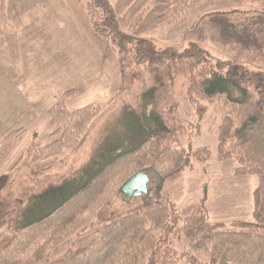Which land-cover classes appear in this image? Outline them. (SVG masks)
<instances>
[{
    "label": "trees",
    "instance_id": "1",
    "mask_svg": "<svg viewBox=\"0 0 264 264\" xmlns=\"http://www.w3.org/2000/svg\"><path fill=\"white\" fill-rule=\"evenodd\" d=\"M214 1L84 0V4L92 29L118 54L123 97L145 73L164 91L178 76H185L187 99L200 118L212 104L221 108L218 158L221 162L236 159L238 177H258L254 222L237 220L227 228L210 221L206 200L185 208L175 205L164 185L181 179L193 168V161H206L210 151L190 153L170 147L171 129L161 113L155 114L137 145L129 143L119 153L110 151L96 165L91 163V169L71 178L47 175L50 167L40 162L73 148L102 108L92 104L69 111L66 101L74 91H62L48 111L50 126L57 128L51 135L54 141L35 142L0 176V232L8 233L0 235V264H139L142 260L147 264H264V0H249L260 5L254 10L202 16L184 33L188 47L183 51L175 47L160 51L155 42L142 37L173 22L181 12ZM13 29L8 0H0V33ZM205 43L227 48L232 60L213 57ZM252 64L261 68L251 71ZM170 113L179 124L177 131L183 130L174 111ZM140 117L145 118L142 113ZM26 134L27 129H20L0 144V163ZM22 164L33 169L34 177L45 176L39 188L14 191ZM87 170L92 173L83 180ZM139 173L161 181L149 185L150 193L138 200L139 207L85 225L93 206L109 193H119ZM72 232L75 241L67 239ZM179 244L188 249H179Z\"/></svg>",
    "mask_w": 264,
    "mask_h": 264
},
{
    "label": "rangeland",
    "instance_id": "2",
    "mask_svg": "<svg viewBox=\"0 0 264 264\" xmlns=\"http://www.w3.org/2000/svg\"><path fill=\"white\" fill-rule=\"evenodd\" d=\"M18 2H23L22 6ZM54 4L63 17L58 14ZM65 4L67 8L62 7L61 0H18L14 7V13H20L19 22L37 23L35 27H31L33 29L24 31H28L27 39H31V35L33 37V43L28 44L29 70L37 73V85L42 87L43 97L37 109L31 111L26 106L22 109V116L15 117L10 108L14 109L21 103L18 100L19 95L4 93L0 85V144L10 134L27 129L25 137L0 163V176L9 172L35 142L48 145L54 141L55 138L51 135L57 128L50 126L48 111L55 105V95L58 92L73 90L74 95L66 101L69 111L100 104L101 112L89 123L73 148L64 150L58 157L40 162L41 166L50 167L47 175L68 179L83 169H91V163L96 165L98 160L104 159L110 151L119 153L129 146V143L130 147L137 145L145 136L143 131L153 123L155 114L161 113L171 129L167 142L170 147L183 148L190 153L203 148L210 151L206 161H193V168L187 170L181 179L164 185L166 193L169 192L175 205L185 208L206 200L210 221L224 224L227 228L237 220L254 222L253 200L259 183L258 177H238L236 169L239 162L236 159L221 162L218 158L219 128L224 116L221 108L212 104L204 117L200 118L187 99L188 79L185 76H178L164 91L154 83L149 73H145L143 80H136L130 94L123 97L120 60L113 45L103 39L109 45V52L106 53L109 55L108 64L106 71H103L104 67H99L98 59L99 50L105 48L91 42L86 25L81 24L82 17H78L75 12L82 14L74 0H67ZM9 5L8 0V13L14 23V14H10ZM257 8H260V5L249 0H215L181 12L173 22H166L142 37L155 42L160 51L169 47L183 51L188 47V43L183 41L184 33L202 16L212 12L248 11ZM93 32L95 33L94 30ZM61 40L64 43L61 44ZM204 48L222 61L233 58L228 49L219 44L205 43ZM37 50L45 56H41ZM44 58L46 65L42 63ZM3 59H6V56ZM17 60L18 64H27L24 54L19 55ZM248 68L256 71L261 66L252 64ZM42 78L45 80L43 84ZM13 79H17L13 85L15 92H18L16 88L21 94L26 92V100L35 97L31 94V86L25 85V74ZM33 79L31 83L35 84V74ZM171 110L178 117V122L183 124V130L177 131L179 124L172 120ZM140 113L144 114L145 118L142 119ZM32 170L25 164L21 165L13 183L15 192L27 187L39 188L42 185L45 176L38 179L34 177ZM91 173L92 171L87 170L83 180ZM151 181L150 184L154 187V178H151ZM140 204L141 201L127 204L123 202L120 193H109L87 212L85 225L89 222L109 221L115 216L136 209ZM0 235L7 236L8 233L4 231L0 232ZM75 237L76 232H72L67 239L75 241ZM178 248L188 249V245L179 244ZM195 254L201 256V253ZM139 264H147V260H142Z\"/></svg>",
    "mask_w": 264,
    "mask_h": 264
},
{
    "label": "crops",
    "instance_id": "3",
    "mask_svg": "<svg viewBox=\"0 0 264 264\" xmlns=\"http://www.w3.org/2000/svg\"><path fill=\"white\" fill-rule=\"evenodd\" d=\"M17 1L18 0H9V11L10 14L13 15L14 14V26L15 29L13 32H1L0 33V85L3 88L4 93H9V94H18V100L21 101V103H19L17 106H15L16 108L12 109L10 108V111H13L15 114V117L17 116H22V109L25 108L26 106L32 111H34V109H37L38 106H40L41 102L40 100L42 99V87L40 85H37V73H34V71L29 70L30 67V63L28 61L27 54H29V49H28V44L29 43H33L32 42V35L30 36L31 39H27L26 35L28 34V31L25 32L24 30H28V29H33L31 27H35L37 25L36 22H30V23H25V21L23 22H19V16L20 13L19 11L14 13V7L15 5H17ZM67 0H61V4L63 8H67L68 6L65 4ZM75 5H77V9L82 12L79 13L77 11H75L79 16L82 17L81 19V24L82 26L86 25L87 29H88V34L90 36L91 42L97 46H101L104 47L105 50L100 49L99 53V59H98V65L99 67H104L102 68L103 71H106V66L108 64V58L107 56H109L108 54H106L107 52H109V45L105 43V41H103V39L101 37H99L96 33L93 32V29L91 27V24L89 23L88 17H87V12H86V8L83 4V0H74ZM53 3V2H52ZM18 4H20V6H22L23 2H18ZM56 7L57 5L54 4ZM58 9V14L63 17V14L61 13V11ZM38 19V18H37ZM78 19V18H77ZM39 20V19H38ZM18 21V22H17ZM84 24V25H83ZM61 44L63 42V40L60 41ZM64 43V42H63ZM37 53L38 50H37ZM26 55V61L27 64L26 65H22V64H18L17 58L19 55ZM40 54V53H39ZM41 56H45L44 53L42 52L40 54ZM6 56V59H3V57ZM67 59H68V55H66ZM25 58V56H24ZM23 58V59H24ZM116 56L114 58V63L116 64ZM43 65H46V60L45 58L42 60ZM25 74L26 75V83L25 85H29L31 86V94L34 95L35 97L31 98L30 100H26L25 96L26 92L22 93L16 88V90L18 92H15V88L13 85L16 84L15 81H17V79H13V78H18L20 75ZM34 74H35V79H36V83L32 84L31 82H33V78H34ZM45 82L44 78H42V84ZM26 86V87H29ZM8 88V89H7ZM54 98V96H53ZM49 109V107L47 108V110ZM45 110V111H47Z\"/></svg>",
    "mask_w": 264,
    "mask_h": 264
},
{
    "label": "water",
    "instance_id": "4",
    "mask_svg": "<svg viewBox=\"0 0 264 264\" xmlns=\"http://www.w3.org/2000/svg\"><path fill=\"white\" fill-rule=\"evenodd\" d=\"M157 185H160L159 178L156 180ZM151 178L148 173H139L129 179L119 190L123 202L131 204L132 201H137L139 198H146L150 193L149 185Z\"/></svg>",
    "mask_w": 264,
    "mask_h": 264
}]
</instances>
